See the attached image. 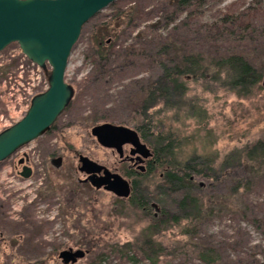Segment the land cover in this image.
<instances>
[{
    "label": "rangeland",
    "instance_id": "rangeland-1",
    "mask_svg": "<svg viewBox=\"0 0 264 264\" xmlns=\"http://www.w3.org/2000/svg\"><path fill=\"white\" fill-rule=\"evenodd\" d=\"M158 2L119 0L82 27L65 73V82L74 89L71 106L57 118L54 128L0 164V264H61L58 254L68 249L86 252L76 264H91L100 255L106 264H205L198 257L199 250L205 247H212L219 256L220 260L214 264L236 263L250 257L264 262V231L259 232L253 221L255 217H264V165L255 166L257 173L249 178L250 184L237 193L231 192L230 184L222 183L224 180L214 184L198 179L197 184L204 190V200L213 199L212 215L205 211L200 223L183 221L150 238L146 229L152 224V215H157L155 209L145 214L128 207L127 200L123 202L124 207H119L115 204L120 199L112 194L94 190L88 184H78V180L84 178L77 171L78 155L134 180L124 175L118 156L101 147L90 134L91 128L103 123L132 129L131 125L122 123L124 119L129 120L128 106L123 101L132 82L123 76L105 84L90 82L95 77L84 58L87 36L96 22L107 20L117 8L137 3L141 7L145 5L149 11ZM253 2L224 0L210 3L198 17V22L211 23L225 14L248 13L249 19L257 24L259 39L250 40L255 35L252 33L251 42L244 41V47L230 42L229 46L219 49L229 50L236 46L248 58H253L260 71H264V2L257 6ZM200 33L198 27H192L174 33L171 41L176 44L179 54L194 50L212 58L217 46L203 41ZM145 69L143 65L136 67L130 73L131 79H142ZM263 77L264 72L258 85L261 88ZM185 86L187 99L205 113V121L200 126L194 120H187L183 111L173 113L160 106L152 111L160 126L172 128L181 139H194L182 146V154L189 155L194 150L213 160L220 171V164L229 154L239 155L259 142L264 145L263 88L257 87L252 95L241 98L222 82L209 78L187 79ZM46 87L44 72L22 55L17 44H10L1 51L0 132L21 120L31 98L44 92ZM92 89L93 92H88ZM196 130H200L198 138ZM23 153L30 155L35 171L28 180L21 179L13 170ZM52 156L62 158L59 169L50 166ZM159 176V171L143 176L137 184L152 190ZM185 230L188 231L186 234ZM148 243L164 248L161 256L153 257L154 263L145 258V254L152 253L147 251ZM133 255L135 262L131 260Z\"/></svg>",
    "mask_w": 264,
    "mask_h": 264
},
{
    "label": "trees",
    "instance_id": "trees-1",
    "mask_svg": "<svg viewBox=\"0 0 264 264\" xmlns=\"http://www.w3.org/2000/svg\"><path fill=\"white\" fill-rule=\"evenodd\" d=\"M158 1L149 11H146L145 5L141 7L137 3L115 9L107 20L96 22L91 27L84 51V58L95 77L90 82L105 84L115 82L122 76L129 77L126 79L132 82L127 87L130 92L123 101L128 106L129 120L124 119L122 123L131 125L149 154L144 174L124 172L127 178H134L126 205L145 214H149L152 209L157 211L156 216L152 215V224L146 229L149 238L183 221L200 223L205 211L212 215L213 199L209 197L204 200V190L197 184L198 179L214 184L224 180L222 183H229L231 192L237 193L250 184L249 178L257 173L255 166L264 165V145L259 142L244 149L239 155L229 154L220 164V171H217L215 162L205 155L196 154L194 150L189 155L182 154V146H187L194 139H181L172 128L160 126L152 112L159 106L173 113L183 111L187 120H194L200 126L205 121V113L187 99V79L209 78L211 81L222 82L241 98L252 95L257 87L259 90L264 89L263 82L262 88L258 86L264 71H260L253 58H248L236 46L229 50L219 49L224 45L229 46L230 42L244 47V41L259 39L257 24L249 19L248 13L236 16L225 14L211 23L198 22V17L210 3H221L224 0ZM263 2L254 0L253 3L257 6ZM192 27H198L203 41L217 46L212 58L194 50L179 54L171 36ZM136 29L137 34L131 37ZM162 32L165 34H160ZM252 33L255 35L250 38ZM142 65L146 68L143 78L131 79L130 73ZM94 86L98 87L95 83ZM73 100L74 96L66 109ZM199 131H195L197 138L200 137ZM157 171L160 172L159 180L152 190L137 184L138 179ZM123 202L121 199L115 205L124 207ZM253 221L255 228L263 232L264 217H255ZM196 230L195 226L194 232ZM187 232L184 231L185 234ZM149 243L147 251L152 253L145 254V258L154 263L153 257L161 256L164 248ZM198 255L199 260L205 264H214L220 260L212 247L201 248ZM101 256L91 264H106ZM131 260L135 262L136 256L133 255ZM229 264L264 262L250 257Z\"/></svg>",
    "mask_w": 264,
    "mask_h": 264
},
{
    "label": "water",
    "instance_id": "water-1",
    "mask_svg": "<svg viewBox=\"0 0 264 264\" xmlns=\"http://www.w3.org/2000/svg\"><path fill=\"white\" fill-rule=\"evenodd\" d=\"M117 1L0 0V52L10 44H17L22 55L45 72L48 82L47 89L32 98L22 119L0 132V163L45 135L68 107L74 89L65 82V73L82 27ZM262 82L264 86V77ZM92 134L106 146L129 144L133 153H145V158L149 154L136 132L127 127L105 123L95 126ZM52 164L60 167L61 159L53 160ZM78 165V171L88 175L85 182L93 189L108 190L124 198L130 195V185L119 174L85 156L79 157ZM30 175L31 171L25 167L21 176ZM85 255L83 250L68 249L61 251L58 259L61 264H75Z\"/></svg>",
    "mask_w": 264,
    "mask_h": 264
},
{
    "label": "flooded vegetation",
    "instance_id": "flooded-vegetation-1",
    "mask_svg": "<svg viewBox=\"0 0 264 264\" xmlns=\"http://www.w3.org/2000/svg\"><path fill=\"white\" fill-rule=\"evenodd\" d=\"M42 93V92H41ZM40 94V93H39ZM36 95H38V94H36ZM35 95V96H36ZM34 97V96H33ZM32 97V98H33ZM32 98H31V100H32ZM31 100H30V102H31ZM55 123V122H54ZM53 126V125H52ZM51 126V127H52ZM115 126H119V125H115ZM94 128V127H93ZM93 128H91V130H90V134H91V136L92 137H94L95 138V140H96V142L101 146V147H103V148H107V149H110L113 153H115L117 156H118V163H119V166H121L122 168H124V170H125V172H129V173H131V174H142V173H144L145 172V168H146V165H147V162H148V160H146V158H145V153L144 154H138V153H133L132 151H133V149H132V147H131V145H129V144H123V145H120V143H117V144H119V145H116V146H106V145H104L103 143H100L99 141H98V138L97 137H95L93 134H92V130H93ZM51 129V128H50ZM117 147H119V149L117 148ZM21 150V149H20ZM20 150H18L16 153H14L11 157H14V156H16L17 154H18V152L20 151ZM80 156H82V155H78V159H79V157ZM10 157V158H11ZM86 157V156H85ZM58 158H60L61 159V165H62V158L61 157H58V156H52L50 159H49V164H50V166H52L53 168H55V169H59L60 167H58V168H56V167H54V165L52 164V161L53 160H55V159H58ZM88 158V157H87ZM91 160V159H90ZM6 161V160H5ZM92 161V160H91ZM3 163V162H2ZM2 163H0V164H2ZM96 163V162H95ZM98 164V163H97ZM99 165H101V164H99ZM79 166V165H78ZM101 166H103V167H105L104 165H101ZM14 167V171H15V173H16V175L18 176V177H20L21 179H23V180H28V179H30L33 175H34V168L32 167V159H31V157H30V155H28L27 153H23L22 154V157H19L18 159H17V162H16V164L13 166ZM28 168L30 171H31V175L28 177V178H23L22 176H21V173L23 172V169L24 168ZM105 168H107V167H105ZM108 169V168H107ZM111 173H116V174H119L118 172H116V171H111L110 169H108ZM77 171H78V167H77ZM79 172V171H78ZM79 173H81L83 176H84V178L82 179V180H78V184H88L90 187H91V185L88 183V182H85V180L88 178V175L86 174V173H84V172H79ZM101 174H102V172H101ZM100 174V175H101ZM120 176H122L121 174H119ZM123 177V176H122ZM127 182H128V184L130 185V189H131V185H132V181H130V179H126L125 177H123ZM91 188H93V187H91ZM95 190V189H94ZM101 190H103V191H105V192H108V193H110V194H112L115 198H117V199H123V200H127V199H129L130 198V195L128 196V197H126V198H124V197H120V196H118V195H116L115 193H113V192H111V191H108V190H104V189H101ZM130 194H131V191H130ZM1 240V239H0ZM79 250V249H78ZM73 251H75V250H73ZM78 262V261H77ZM76 264V263H75Z\"/></svg>",
    "mask_w": 264,
    "mask_h": 264
}]
</instances>
